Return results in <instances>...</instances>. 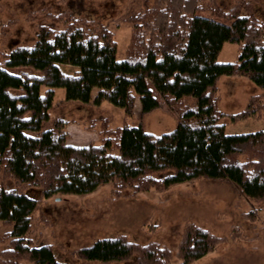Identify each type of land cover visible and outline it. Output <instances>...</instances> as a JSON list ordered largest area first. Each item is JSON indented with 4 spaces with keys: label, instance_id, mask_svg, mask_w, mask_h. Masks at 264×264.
Returning <instances> with one entry per match:
<instances>
[{
    "label": "trees",
    "instance_id": "trees-1",
    "mask_svg": "<svg viewBox=\"0 0 264 264\" xmlns=\"http://www.w3.org/2000/svg\"><path fill=\"white\" fill-rule=\"evenodd\" d=\"M237 1L223 9L218 0H153L126 19L131 34L121 59L115 33L103 23L68 10L45 11L49 24L37 25L35 41L3 53L0 221L11 229L1 237L6 246L0 264H68L50 245L34 243L32 215L41 198L87 193L108 182L117 192L126 187L139 192L199 177L226 180L257 202L264 220V129L227 134L221 121L259 114L261 96H251L230 115L218 106L217 82L223 75L249 78L264 96V20L254 14L260 0ZM226 41L237 44L234 61L217 60ZM61 64L76 70L64 72ZM56 87L64 88V101L99 105L106 100L127 115L136 100L142 115L157 108L155 91L178 120L161 134L146 131L140 122L112 128L105 118L90 121L84 125L97 131L98 141L72 145L68 120L50 119ZM30 187H39L42 197L27 194ZM255 213L244 217L253 219ZM225 239L189 222L175 253L160 242L138 243L118 234L96 238L73 255L86 262L133 259L136 264H172L175 256L189 264Z\"/></svg>",
    "mask_w": 264,
    "mask_h": 264
},
{
    "label": "rangeland",
    "instance_id": "rangeland-1",
    "mask_svg": "<svg viewBox=\"0 0 264 264\" xmlns=\"http://www.w3.org/2000/svg\"><path fill=\"white\" fill-rule=\"evenodd\" d=\"M153 0H0V65L4 66L3 53L18 45H29L35 41L37 25L49 24L45 11L57 14L70 11L73 15L88 20H97L115 33L116 57L124 56L131 34V25L126 20L130 14L151 5ZM237 0H218L220 8L228 9ZM254 14L264 20V0L254 4ZM205 15V13H203ZM237 44L226 41L218 53V61H234ZM64 72H72V65H60ZM8 70H14L8 68ZM46 87L42 86L40 92ZM96 88L92 90V96ZM159 106L142 115L136 100L132 113L109 101L99 105L77 100L64 101L63 87L54 88L53 108L50 119L61 116L68 120L67 141L72 145L97 142L96 130L85 124L105 118L109 127L140 122L146 131L161 134L172 130L178 115L154 91ZM218 106L230 115L241 110L248 99L260 95L264 107L262 89L249 78L240 75H223L217 82ZM189 115V114H188ZM52 120L42 125L47 128ZM227 134L264 129V109L259 114L230 121L223 117ZM26 193L42 197L39 187H30ZM256 211L253 219L244 214ZM194 222L209 229L218 236L226 237L215 248L189 264H264V220L262 210L256 201L243 195L237 187L226 180H212L204 177L174 184L167 189L150 188L134 192L130 187L117 192L113 183L99 185L87 193L57 194L41 198L32 215L31 237L34 243L48 244L55 257L68 264H136L127 261H82L73 252L79 247L91 244L96 238L126 235L138 243L157 241L175 253L185 224ZM11 229L0 221V250L6 246L2 234ZM237 232L231 237L232 232ZM27 264V263H24ZM172 264H180L174 256Z\"/></svg>",
    "mask_w": 264,
    "mask_h": 264
}]
</instances>
